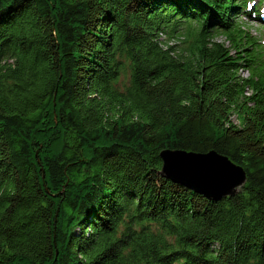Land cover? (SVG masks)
I'll return each instance as SVG.
<instances>
[{"label":"trees","instance_id":"1","mask_svg":"<svg viewBox=\"0 0 264 264\" xmlns=\"http://www.w3.org/2000/svg\"><path fill=\"white\" fill-rule=\"evenodd\" d=\"M262 3L0 0V264H264ZM164 149L245 182L208 199Z\"/></svg>","mask_w":264,"mask_h":264},{"label":"water","instance_id":"2","mask_svg":"<svg viewBox=\"0 0 264 264\" xmlns=\"http://www.w3.org/2000/svg\"><path fill=\"white\" fill-rule=\"evenodd\" d=\"M159 156L163 177L211 200L233 195L245 182V172L240 165L212 150L196 153L164 149Z\"/></svg>","mask_w":264,"mask_h":264},{"label":"rangeland","instance_id":"3","mask_svg":"<svg viewBox=\"0 0 264 264\" xmlns=\"http://www.w3.org/2000/svg\"><path fill=\"white\" fill-rule=\"evenodd\" d=\"M238 21L241 22L242 24H244L245 29L250 31V33L254 34L255 37H258L260 39V41L262 42V44L264 45V21L259 22L257 20H254L253 17L252 18L247 17L245 14L240 15ZM159 38L162 39V42L165 45L166 44H177L179 46V48L184 46L181 42L182 38H180V39H169L168 35H165L163 33L159 34ZM217 38L221 41L224 39V37L222 35H218ZM167 42H169V43H167ZM240 73L243 74L242 72H240ZM233 119L235 121H237L234 116H233Z\"/></svg>","mask_w":264,"mask_h":264}]
</instances>
